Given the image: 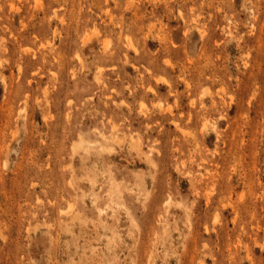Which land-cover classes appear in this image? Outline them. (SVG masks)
I'll use <instances>...</instances> for the list:
<instances>
[{"label":"rangeland","instance_id":"374dc122","mask_svg":"<svg viewBox=\"0 0 264 264\" xmlns=\"http://www.w3.org/2000/svg\"><path fill=\"white\" fill-rule=\"evenodd\" d=\"M0 264H264V0H0Z\"/></svg>","mask_w":264,"mask_h":264},{"label":"bare ground","instance_id":"6f19581e","mask_svg":"<svg viewBox=\"0 0 264 264\" xmlns=\"http://www.w3.org/2000/svg\"><path fill=\"white\" fill-rule=\"evenodd\" d=\"M72 206V205H71ZM72 208V207H71Z\"/></svg>","mask_w":264,"mask_h":264}]
</instances>
